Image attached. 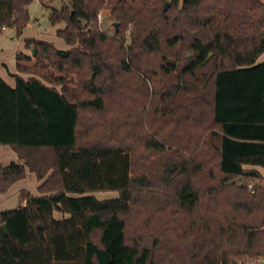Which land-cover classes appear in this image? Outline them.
<instances>
[{"label": "trees", "instance_id": "trees-1", "mask_svg": "<svg viewBox=\"0 0 264 264\" xmlns=\"http://www.w3.org/2000/svg\"><path fill=\"white\" fill-rule=\"evenodd\" d=\"M30 1L0 0V33H22ZM51 21L73 47L27 39L15 85L0 75V146L20 157L0 192L44 179L0 211V264H261L264 186L248 192L262 176L245 166L264 169V0H71Z\"/></svg>", "mask_w": 264, "mask_h": 264}, {"label": "rangeland", "instance_id": "rangeland-1", "mask_svg": "<svg viewBox=\"0 0 264 264\" xmlns=\"http://www.w3.org/2000/svg\"><path fill=\"white\" fill-rule=\"evenodd\" d=\"M71 0H31L28 5L30 21L28 25L24 28L22 33H18L14 27L5 28L0 33V73L4 75L5 78H10V73L17 71V54L24 53L28 55H32L33 48H29L26 46L27 39H36L40 41H45L53 44L57 48L67 49L73 47L66 43V41L59 37L57 34L58 29L63 28L65 26L64 21L57 22L53 24L51 21V11L52 10H60L63 6L69 5ZM169 5V2H166ZM168 7V6H167ZM102 12L103 20L102 22L97 23V26L100 30L106 31L109 35L113 36L116 31L115 21L113 17H111V11L108 9H101L98 13ZM98 19V15H97ZM130 31L127 32L126 40H124V46L126 47L130 43ZM35 59L30 62H26L28 65H33L35 63ZM69 87H73L74 83H69ZM150 91H152V83L149 82ZM60 87V86H59ZM75 87V86H74ZM154 95V94H153ZM152 95V96H153ZM154 103L150 102L146 103L145 106V114L147 118L155 117L157 119V124L154 126L148 127L147 131L154 133L156 130V125H158L159 120V110L154 107ZM111 118L110 115L107 117ZM148 118V119H149ZM110 121V120H109ZM103 128H99L97 130L89 132L90 137H98L104 134L109 127H111L110 123L105 124ZM141 126L134 122V128L139 129ZM158 155L153 157V160H157ZM260 179H249L252 181L253 187L250 189L247 188L248 192H253L254 187L256 186H264V175L261 173ZM248 180V179H247ZM20 181V182H19ZM240 180H237L238 183ZM19 182V183H17ZM17 183L16 185H13ZM12 184V188H8V190H12L9 197H5L4 200L0 201V209L4 207L5 204L9 209L16 208L20 205V202L25 200L23 196L20 195V186L22 189L29 191L33 194H39L40 190L38 188L40 180L38 179L36 173L34 172H26L24 178L15 181ZM7 190V191H8ZM6 191V192H7ZM4 192V193H6ZM10 192V191H9ZM96 195L99 198H109L118 195V191H97ZM246 260V264H256V260H250L248 258H239L236 257L234 260Z\"/></svg>", "mask_w": 264, "mask_h": 264}, {"label": "crops", "instance_id": "crops-1", "mask_svg": "<svg viewBox=\"0 0 264 264\" xmlns=\"http://www.w3.org/2000/svg\"><path fill=\"white\" fill-rule=\"evenodd\" d=\"M264 60V53H262V55L259 57V59H258V61H263ZM16 72H18V71H15V72H10L9 71V73H10V78H5L4 77V75H2L1 73H0V75L11 85V86H14L15 85V77L13 76V74L14 73H16ZM22 75L24 76V77H28L29 76V74H25V73H22ZM19 159H20V157H19V155H18V153L10 146V145H7V144H3V145H1L0 146V163L3 165V166H7V165H9L11 162H18L19 161ZM246 168H249V169H256V170H258L260 173H262L263 175H264V169L261 167V166H258V165H246L245 166ZM27 172H31L29 169H27ZM20 180V179H19ZM44 179H42V180H40V183L43 181ZM18 181V180H17ZM20 182V181H19ZM19 182H17V183H19ZM17 183H14L13 185H16ZM40 183H39V185H40ZM10 189H13L12 188V185H11V187H10ZM8 190L6 193H1L0 192V201L1 200H4L5 199V197H9V195L11 194V193H13V192H11L12 190ZM10 191V192H9ZM22 192H26V190L25 189H22V187L20 186V195L22 196ZM29 192V191H28ZM31 193V192H30ZM33 194V193H32ZM41 193H39V194H35V195H40ZM95 194H96V192H95ZM117 196V195H116ZM26 204V199L25 200H23V201H21L20 202V205L18 206V207H21V206H23V205H25ZM7 205L5 204V206L4 207H1L2 209H0V211H3V210H9V208L8 207H6ZM18 207H16V208H18ZM14 209V208H13ZM54 215H55V217H57V218H61V217H63V214L62 213H60V212H55L54 213ZM66 216H68V214L66 215Z\"/></svg>", "mask_w": 264, "mask_h": 264}, {"label": "built area", "instance_id": "built-area-1", "mask_svg": "<svg viewBox=\"0 0 264 264\" xmlns=\"http://www.w3.org/2000/svg\"><path fill=\"white\" fill-rule=\"evenodd\" d=\"M102 20H103V14H102V12H100V13H98V21L102 22ZM248 187L251 189L253 187V185L250 183ZM239 264H246V263L243 261H239Z\"/></svg>", "mask_w": 264, "mask_h": 264}, {"label": "water", "instance_id": "water-1", "mask_svg": "<svg viewBox=\"0 0 264 264\" xmlns=\"http://www.w3.org/2000/svg\"><path fill=\"white\" fill-rule=\"evenodd\" d=\"M167 6H168V4H165V7H164L165 10H166ZM115 26H116V28L118 27V22H115ZM33 52H34V48H33ZM2 227L6 228V225L3 224ZM260 263L263 264L264 263V259H261Z\"/></svg>", "mask_w": 264, "mask_h": 264}]
</instances>
